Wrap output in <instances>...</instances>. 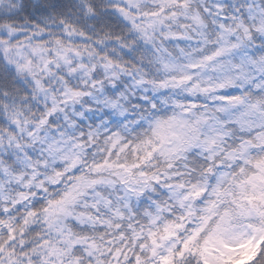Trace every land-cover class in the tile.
<instances>
[{"label":"snow or ice","instance_id":"1","mask_svg":"<svg viewBox=\"0 0 264 264\" xmlns=\"http://www.w3.org/2000/svg\"><path fill=\"white\" fill-rule=\"evenodd\" d=\"M240 11L113 0L127 35L88 53L68 33H32L25 51L0 31L47 105L0 115V264H245L264 251V9ZM129 73L167 89L171 115L151 103L136 128L84 124L85 105L122 110Z\"/></svg>","mask_w":264,"mask_h":264},{"label":"clouds","instance_id":"2","mask_svg":"<svg viewBox=\"0 0 264 264\" xmlns=\"http://www.w3.org/2000/svg\"><path fill=\"white\" fill-rule=\"evenodd\" d=\"M112 2L113 0H0V31L6 32L4 39L15 36L13 43L22 41L25 51L32 33L38 31L54 32L57 35L68 33L85 53L94 51L96 45L103 47L110 42L119 45L121 36L127 35V32L122 33L116 26L114 17L110 18ZM196 3H199V0H196ZM232 3L241 9L235 14L245 19L249 7L257 12L264 9V0H229V4ZM62 23H66L68 27H61ZM134 72L135 69L132 70V73ZM132 73L125 75L124 79L119 81L121 87L117 92L123 93V96H119L122 110L118 112L93 103V107L97 110L87 112L85 105L80 109L85 113L84 124L92 121L99 123L103 119L127 123L129 128H136L132 122L137 121L141 114L151 112V103L158 105L154 115H171V100L168 103L162 102V97L169 95L168 90L161 88L153 92L150 85L138 86ZM142 96L149 97L150 102L142 100ZM200 102L208 101L201 99ZM46 106L45 95L35 92L0 50V115H10L21 110L39 114L38 109ZM136 130L139 131V128ZM19 251L20 248L17 247V252ZM245 264H264V251L259 252L253 260Z\"/></svg>","mask_w":264,"mask_h":264}]
</instances>
